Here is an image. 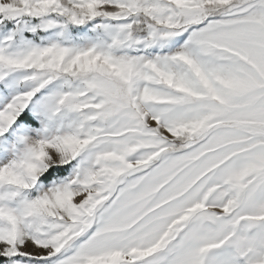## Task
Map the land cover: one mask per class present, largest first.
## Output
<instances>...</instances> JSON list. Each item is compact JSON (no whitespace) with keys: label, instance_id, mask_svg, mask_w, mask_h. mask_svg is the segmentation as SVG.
I'll return each mask as SVG.
<instances>
[{"label":"snow or ice","instance_id":"obj_1","mask_svg":"<svg viewBox=\"0 0 264 264\" xmlns=\"http://www.w3.org/2000/svg\"><path fill=\"white\" fill-rule=\"evenodd\" d=\"M0 264H264V0H0Z\"/></svg>","mask_w":264,"mask_h":264}]
</instances>
